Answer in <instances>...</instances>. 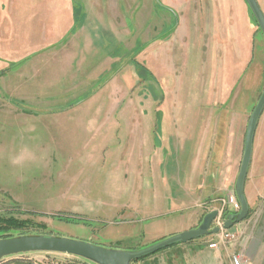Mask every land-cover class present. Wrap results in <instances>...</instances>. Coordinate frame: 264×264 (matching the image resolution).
I'll return each mask as SVG.
<instances>
[{"label":"crops","instance_id":"crops-1","mask_svg":"<svg viewBox=\"0 0 264 264\" xmlns=\"http://www.w3.org/2000/svg\"><path fill=\"white\" fill-rule=\"evenodd\" d=\"M257 2L264 13V0ZM1 8L0 94L8 101L5 110L29 122L42 115H67L77 120L75 124L83 132V145L88 148L85 163L89 165L81 175L89 191L77 197L78 205L70 208L73 213L90 220L129 218L136 230L132 236L140 243L159 238L143 240L144 225L159 220H182L177 233L197 226L206 213L200 211L201 206H186L185 191L195 189L193 194L208 195L206 187L211 185L212 189L214 184L210 175L203 176L201 171L205 157L212 152L211 145L215 147L213 154L219 152V140L209 142L212 144L203 160H195L200 163V177L192 179H186L182 171L185 137L179 140L177 156L168 151L154 159L142 150L145 143L151 146L147 133L152 131L153 135L157 130V115L160 113L161 120L166 121V114L176 113L174 108L164 107L165 99L180 98L179 85L184 79L196 85L184 98L199 101L202 109L196 115L208 116L202 129L217 131L224 126L217 122L222 106L240 83L251 80L263 49L261 39L256 42L258 28L245 0H3ZM140 42L147 44L141 53ZM226 48L229 52L224 56ZM137 62L145 64L146 77L140 78ZM144 89L147 94L139 95ZM138 99H142L141 106ZM160 100L165 105H160ZM139 108L150 117L146 128L140 123ZM159 129L181 131L166 122ZM170 133L161 135L163 152L169 147L166 142ZM106 162L116 164L112 169L119 174L102 184L107 167L100 164ZM145 162L146 166L140 168L139 164ZM120 163L134 165L119 167ZM259 179L260 186L253 194L247 192L244 182L245 196L252 207L264 206V176ZM94 192L98 196L94 197ZM116 194L132 198L145 194L148 202L117 206ZM163 199L174 205L163 206ZM106 203L108 206H103ZM248 221L250 218L234 224L235 228L241 224V232L228 242L242 256V264H264V237L261 242L251 240L261 226L257 222L248 228ZM247 231L249 242L245 241ZM203 239L180 244L182 250L175 264H232L221 251L225 244L209 248ZM7 264L37 263L17 260Z\"/></svg>","mask_w":264,"mask_h":264},{"label":"rangeland","instance_id":"rangeland-1","mask_svg":"<svg viewBox=\"0 0 264 264\" xmlns=\"http://www.w3.org/2000/svg\"><path fill=\"white\" fill-rule=\"evenodd\" d=\"M2 6L3 0H0V9H2ZM248 11L250 12V10ZM250 14L254 20L251 12ZM256 27L258 28L257 24ZM257 31L256 42H258V38L261 39V44H263L261 49H263L259 56L254 55L258 58L256 59L257 65L254 72L250 76L251 80L247 83H240L234 91L233 97L222 106L217 122H221L224 126L217 131L202 129L204 126L201 124L206 125L209 120L208 116H197L196 112L202 109L199 101L187 97L184 98L192 94L189 92L196 86L195 83L191 84L184 79L179 85L180 91L178 95L180 98L171 97L165 99L166 106L164 107L174 108L176 113L174 115L166 114V121L161 120L163 116L160 113L157 115L154 120L158 124L157 130L153 132V135L152 131L147 133L151 146H147L145 143L142 150L143 154L149 152L148 154L154 159L160 157L161 154L168 153V151L171 156L173 154L177 156L180 153V147L177 146L179 145V140L180 138L183 140L185 137L187 140L185 145L186 154H184L186 163L185 169L182 171L185 173L183 176L186 179H192L200 177V163L197 164L195 160L198 157L200 161L201 159L203 160L207 148L210 147L209 145L216 139L219 140V152L213 154L215 147L211 145L212 148L209 151L212 149V152H209V155L205 157V164L201 171L203 176L210 175V180L213 182L214 187L212 186V189L211 185L206 187L207 196L193 194L195 189L186 188L185 191L187 194L186 198H188L186 206H201L199 208L203 214L209 212L210 208L218 210V217L212 226H219L218 224L222 226L225 214L235 213L239 210H234V204L230 202V198H235L234 182L242 158L246 125L264 88V38L259 28ZM143 45L145 43H139L140 53L147 47V44L144 47ZM257 45L256 43V46H254V53L257 51ZM228 52L229 50L226 48L225 51H222V55H226ZM137 67L140 70V78L146 77L147 68H145V64L137 62ZM140 87L144 88L145 85ZM143 94L146 95L147 90L144 89V92L142 91L139 95ZM138 101V105L141 106L142 99H138ZM7 102L0 94V220L5 221L4 223L0 222L3 228L0 230V238L19 235L55 234L82 240L89 239L90 242L109 247H118L122 248V250H136L177 233L175 232L176 229L183 225V221L179 218H166L152 224H146L144 225L145 234L143 233V240H149L152 236H156V238L159 236V238L140 243L135 236H132V234H136V230L132 229L133 222L129 218L127 220L123 218L90 220L87 216L73 213L70 208L78 205L76 203L78 202L77 197H82V195H85L84 192L89 191V186L85 183L87 181L81 175L88 171L87 166L89 164L85 163V155L88 148L83 145V132L78 130L77 124H75L78 123L77 120L73 121L67 115L58 117L42 115L37 121L29 122V120L16 117L5 110L8 108ZM159 102H162L160 105H165L164 100ZM144 105L148 104L145 102ZM138 114L140 123L146 128L151 123L149 121L150 117L143 114L141 108L138 109ZM163 122L170 125L173 130L177 128L181 131L162 132L159 129V125L163 124ZM184 126H186V129H184ZM78 133L80 136H78ZM163 133L166 135L170 133V140L166 142L169 147L164 152L161 147L163 144L161 135ZM209 142L212 143L210 144ZM252 143V159L245 181L246 190L249 194L255 192L256 188L260 186L259 178L264 176V110L258 120ZM211 156H215L214 161ZM100 165L107 167L106 169L104 168V178L101 179L102 184L110 182L113 180V176L119 174L114 171L115 169H112L116 164L106 162ZM118 165L119 167L121 165L123 167L125 165L126 167H132L134 164L120 163ZM151 165L157 171V164L153 163ZM139 166L140 168L145 167L146 162L144 164L140 163ZM177 166L178 163H176ZM90 174H93V172L90 171ZM79 176L81 179H78ZM115 179L117 180V177ZM200 191L203 192L204 189ZM261 193L264 196V189ZM100 194L101 197L104 196V192L100 191ZM89 195L90 197L93 196L92 194ZM94 195V197L98 196L96 193ZM147 197L145 194H139L134 198L127 194H116L115 203L117 206H142L148 202ZM154 197L157 199L162 198L160 195H155ZM167 202L168 200L165 199L163 206L174 205L172 201ZM107 203L103 204V206H108ZM249 208L250 212L246 217L250 218L247 223L248 228L254 224L256 225L257 222L261 228L259 229L260 231L255 230L252 234L254 239L248 236L249 232L247 231L245 241L248 240L249 242L251 239L255 240L254 242H261L263 240L262 237H264V206H249ZM201 216L202 214L199 215L198 221ZM105 217L109 218V216ZM9 219L11 222H6ZM198 224L199 222H197ZM240 225L236 226L237 228L233 227L234 225L230 228L234 235L231 240H234L238 233L241 232ZM137 226L139 224H135V227ZM161 232H163L162 235H159ZM117 238H120V240ZM203 238V243L205 244L216 240L214 234ZM181 246L180 244L173 245L134 264H155V261L156 264H175L182 250ZM224 246L226 247L222 248L221 251L224 253L226 260H229L233 254H238L234 247L230 246L229 242H226ZM151 258H155V260L152 261ZM17 260L19 262H36L37 264H88L82 259L59 253L16 255L6 257L3 260V264ZM251 264L256 263L253 262Z\"/></svg>","mask_w":264,"mask_h":264},{"label":"water","instance_id":"water-1","mask_svg":"<svg viewBox=\"0 0 264 264\" xmlns=\"http://www.w3.org/2000/svg\"><path fill=\"white\" fill-rule=\"evenodd\" d=\"M254 20L264 38V13L257 0H245ZM264 110V88L256 102L246 125L243 153L240 167L234 182V194L239 210L228 213L223 222V229H230L234 224L243 221L249 212V204L245 196L244 186L250 167L253 140L258 120ZM218 210H209L201 222L190 229L159 239L141 249H123L109 247L88 240L59 236L55 234L19 235L0 238V261L3 258L29 253H59L73 256L92 264H132L133 261L152 255L164 248L187 243L192 240L216 234L220 231L212 226L218 217Z\"/></svg>","mask_w":264,"mask_h":264},{"label":"built area","instance_id":"built-area-1","mask_svg":"<svg viewBox=\"0 0 264 264\" xmlns=\"http://www.w3.org/2000/svg\"><path fill=\"white\" fill-rule=\"evenodd\" d=\"M230 202L234 204V208H235L234 210L239 209V204L237 203L236 198L231 197ZM218 225L219 226L217 227L220 228V231L214 234V237H216L215 241L207 242V246L209 248H217L220 245H224L226 242L230 241L234 237L230 229H223V225L222 226L220 224ZM231 263L232 264H242V256L240 254H233L231 256Z\"/></svg>","mask_w":264,"mask_h":264},{"label":"trees","instance_id":"trees-1","mask_svg":"<svg viewBox=\"0 0 264 264\" xmlns=\"http://www.w3.org/2000/svg\"><path fill=\"white\" fill-rule=\"evenodd\" d=\"M249 212H250V208H249ZM249 212H248V214H249ZM227 214H225V216H226ZM248 216V215H247ZM0 222L1 223H4L5 221L4 220H0ZM6 222H11V220L9 219L8 221H6ZM3 228H2V226H1V224H0V230H2ZM1 233V232H0ZM171 247V246H170ZM167 248H169V247H167ZM164 249H166V248H164ZM164 249H162V250H164ZM159 251H161V250H159ZM159 251H157V252H159ZM157 252H155V253H157ZM154 253V254H155ZM153 255V254H152ZM149 256H151V255H149ZM149 256H146V257H144V258H147V257H149ZM144 258H141V259H138V260H135V261H133V263L132 264H134L135 262H137V261H139V260H142V259H144ZM84 261V260H83ZM85 263H88L89 264V262H87V261H84Z\"/></svg>","mask_w":264,"mask_h":264}]
</instances>
